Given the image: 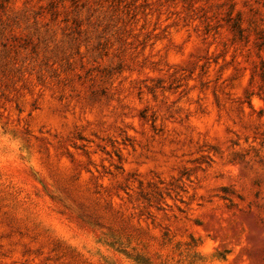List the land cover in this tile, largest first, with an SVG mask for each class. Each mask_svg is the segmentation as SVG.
<instances>
[{
    "label": "rangeland",
    "instance_id": "374dc122",
    "mask_svg": "<svg viewBox=\"0 0 264 264\" xmlns=\"http://www.w3.org/2000/svg\"><path fill=\"white\" fill-rule=\"evenodd\" d=\"M0 264H264V0H0Z\"/></svg>",
    "mask_w": 264,
    "mask_h": 264
}]
</instances>
